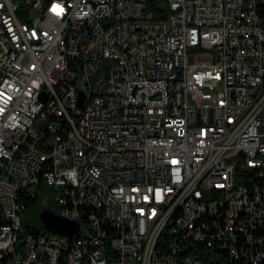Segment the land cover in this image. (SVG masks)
<instances>
[{
	"label": "built area",
	"instance_id": "obj_1",
	"mask_svg": "<svg viewBox=\"0 0 264 264\" xmlns=\"http://www.w3.org/2000/svg\"><path fill=\"white\" fill-rule=\"evenodd\" d=\"M163 2L0 0V264H264V0Z\"/></svg>",
	"mask_w": 264,
	"mask_h": 264
},
{
	"label": "trees",
	"instance_id": "obj_2",
	"mask_svg": "<svg viewBox=\"0 0 264 264\" xmlns=\"http://www.w3.org/2000/svg\"><path fill=\"white\" fill-rule=\"evenodd\" d=\"M149 8L154 12V17L156 19H162L168 15V10L163 0H150ZM33 188L35 189V195L25 197L26 215H35L37 214L38 210L44 208L55 209V207L50 206L49 203L46 202L45 197L46 194L49 195L51 198L53 197L54 192L52 191V187L46 185L44 181H40L37 185H34ZM52 199L54 201V197ZM26 220L27 221L24 223L26 226V231H39L42 229L40 224H33L28 220V218Z\"/></svg>",
	"mask_w": 264,
	"mask_h": 264
},
{
	"label": "water",
	"instance_id": "obj_3",
	"mask_svg": "<svg viewBox=\"0 0 264 264\" xmlns=\"http://www.w3.org/2000/svg\"><path fill=\"white\" fill-rule=\"evenodd\" d=\"M38 214L40 219L39 224L42 229L50 234L74 238L81 231L79 221L63 217L51 208L41 209Z\"/></svg>",
	"mask_w": 264,
	"mask_h": 264
},
{
	"label": "rangeland",
	"instance_id": "obj_4",
	"mask_svg": "<svg viewBox=\"0 0 264 264\" xmlns=\"http://www.w3.org/2000/svg\"><path fill=\"white\" fill-rule=\"evenodd\" d=\"M46 202L47 203H49V205L50 206H53V207H55V209L54 210H57L58 209V205L57 204H55V202L53 201V197L51 198L49 195H47L46 194ZM50 201H52V202H50ZM52 209V208H51ZM41 210V209H40ZM40 210H38L37 211V214H28L27 215V218H28V220L31 222V223H33V224H39L40 223V219H39V211Z\"/></svg>",
	"mask_w": 264,
	"mask_h": 264
}]
</instances>
